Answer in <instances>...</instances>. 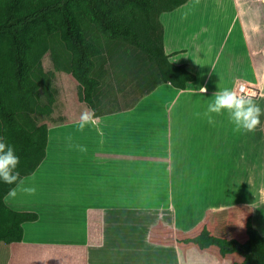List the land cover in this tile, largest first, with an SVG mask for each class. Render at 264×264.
<instances>
[{
	"label": "rangeland",
	"instance_id": "374dc122",
	"mask_svg": "<svg viewBox=\"0 0 264 264\" xmlns=\"http://www.w3.org/2000/svg\"><path fill=\"white\" fill-rule=\"evenodd\" d=\"M192 4L194 3H188L177 11L163 14L148 26H132L140 39L154 50L156 65L141 81L119 95L122 106L119 115L100 117L94 126L86 127L83 132L77 131V128L81 113L88 107L78 100L77 82L71 75L56 72L50 56L44 58L45 70L53 74V91L56 97L52 115L36 117L39 125L46 124L48 127L45 164L56 160L55 168L62 171L64 181L68 182L67 186L70 189L80 186L78 190L82 195L79 198L85 204L91 203L89 206H128V211H148L154 213L155 217L156 210L161 209L160 217L157 218L160 221L157 234L159 237L163 235L165 242H178L188 236H196L204 224L210 225L214 235L243 240L245 220L248 217L252 218L254 227L264 236V189L254 193L240 188L233 190L237 187L235 180L241 178L239 167L242 160L239 162L238 158L236 161L235 155L226 147V140L223 139L225 131L222 128L226 124L232 134L235 132L234 125L226 112L222 115L211 114L214 123L209 124L205 113L211 98L197 94L202 85L206 86L205 78L208 79L211 75L207 71L208 66L204 64L207 61L213 63V69L220 65L225 81L229 77V81L224 83L227 88L236 89L239 84H246L253 90V99L264 108V0H201L195 7ZM182 11L186 12L184 18L172 20ZM166 17L171 19L169 27L165 22ZM193 47L196 48V60L200 61V70L205 77L201 83H198L199 79L191 82L189 77L192 74L198 78L197 74L191 72L197 70L196 64L195 69L191 63H187L195 60L192 55ZM175 56L178 58L172 59ZM211 79L215 80V84L222 83L217 76ZM194 85H198L194 93L180 94V90H188ZM156 89L161 93L154 94L156 97L149 99L152 100L147 103L149 106L137 107L145 96ZM175 99L180 101L173 107L172 113L171 108L159 109L164 103ZM191 105L198 106L190 112L187 106ZM180 114L183 117L181 122ZM126 119L128 126L120 123ZM167 121L173 123L172 129L166 125ZM51 128L57 130L50 131ZM259 133L262 137L260 143L264 145V116H261ZM103 137L106 142L100 145ZM54 139L57 152L53 154ZM142 139L151 147L146 152L135 149ZM77 145L86 147L87 151L81 152ZM126 147L128 164L133 168L137 167L136 164H142L145 170H140L144 177L137 178L134 174H129L120 161ZM172 154L177 173L187 172V184L202 189L221 186L222 190L226 189L225 193L218 195L212 192V197H209L205 190H199L188 194L191 198L186 200L180 193H174L177 183H173L172 178ZM94 155L97 158L92 159L90 156ZM156 161L170 169L165 177L158 171ZM254 162V170L246 164L245 172H251L250 177H259L257 182L263 187V147L259 161L257 158ZM190 163L209 170L192 168ZM115 169L119 171L115 172ZM76 173L81 176L78 175L75 179ZM147 183L153 188L147 186ZM10 187L12 186L0 182V206ZM81 187H85L84 190ZM211 205L213 208H210ZM174 207L177 213L173 212ZM174 217L189 225L181 223L175 232L167 226ZM188 218L192 219L189 221ZM92 220L97 223L99 216L92 214ZM162 221H165V226ZM157 234H154L155 239ZM5 248V245L0 246V264L7 262ZM216 250L219 252L217 247Z\"/></svg>",
	"mask_w": 264,
	"mask_h": 264
},
{
	"label": "trees",
	"instance_id": "16d2710c",
	"mask_svg": "<svg viewBox=\"0 0 264 264\" xmlns=\"http://www.w3.org/2000/svg\"><path fill=\"white\" fill-rule=\"evenodd\" d=\"M189 1L0 0V137L19 156L21 177L34 174L47 155L48 127L36 117L51 116L56 97L44 58L50 56L56 72L72 76L79 102L96 116L119 113V95L156 65L154 50L132 26L150 24ZM34 218L0 213V244L20 241L22 225ZM244 226L243 240L214 235L204 224L178 243L199 250L215 246L224 258H243L233 264H264V236L251 217Z\"/></svg>",
	"mask_w": 264,
	"mask_h": 264
},
{
	"label": "crops",
	"instance_id": "0c3cea01",
	"mask_svg": "<svg viewBox=\"0 0 264 264\" xmlns=\"http://www.w3.org/2000/svg\"><path fill=\"white\" fill-rule=\"evenodd\" d=\"M200 1L201 0H190L188 3H194L192 4V7H195ZM185 13L186 12L183 11L180 12L172 20H181L184 18L183 16ZM165 20L168 22V24L166 23L167 26H171V19L166 17ZM145 25L148 26V24ZM198 39L199 38H197L196 41H198ZM192 55L195 60L187 61V63H191L194 68L196 64L198 71L191 69V72L198 75V83H201L205 77L200 70V61L196 60L197 52L195 47L192 49ZM177 58L178 57L175 56L172 59L176 60ZM204 64L208 66L207 71L211 75L209 77L210 79H207V77L205 78V82H207L205 83L206 86L202 85L201 87H206L208 91L204 95L200 93L197 94L204 98L210 97L212 99L213 94L219 89L222 90L227 88L225 84L229 81V77L228 80L225 81L226 77L223 76V70L219 69L220 65H217L216 68L213 69V63L205 61ZM215 76H217V78L219 77L220 80H222V83L218 82V84H215V80L211 79ZM194 86L195 87H191L188 90H180V94L194 93V90L198 85ZM158 89L152 94L145 96L142 103L140 102L141 105L137 107L149 106L147 103L152 101L149 99L156 97L153 96L154 94L161 93ZM179 101L180 100L177 101L175 99L171 102L164 103L159 109L163 110V108H171L170 113H172L173 107L177 106ZM197 106L198 105H191L186 108L191 112L196 109ZM124 111L127 112L128 109H124ZM126 114L128 116V113ZM110 115L114 116L119 114L115 113ZM179 117V121L181 122L183 117H181V114ZM126 121L122 120L120 123L123 122L124 125L128 126V120L126 119ZM104 122L106 123L107 121ZM172 124L171 121L166 122V125L170 127V129H172ZM222 129L225 131V137L222 138L226 140V147L232 151L233 155H235L236 161L238 158H240L239 162L242 160L239 167L241 178L235 180L236 182H234V184L237 187L233 190L240 188L254 193L257 192V190L264 189V184L262 187L260 183L257 182L259 177H255L254 175L250 177L249 174H251V172H245V167H247L246 164H249V168L251 167L250 169L252 171L254 170V161L257 158L259 161L261 148H264V145L260 143V139L262 138L259 133L260 126L257 129L258 132L255 131L252 133L235 131L230 134L226 124ZM171 139L173 140V144V135ZM256 140L258 143H256ZM100 141V145H104L106 142L104 137ZM55 145L56 140L54 139L53 154L57 152L55 151ZM137 148L146 152L147 149H150L151 147L142 139L135 149ZM172 151L174 152V147ZM126 152L127 147L125 153L121 154L120 161L124 163L129 174H134L137 178H141L143 176L141 173L145 170L143 165L139 164L138 166L136 164V169L129 165L127 158L125 157ZM173 154L170 160L173 161V167L171 168L172 178L173 183H177L174 193H180L184 200L190 197L188 194L199 190H205L206 193L209 194V197L212 192L218 195L225 193L226 189L222 190L220 188L221 186L219 188L202 189L187 184L188 174L185 171H179L177 173ZM90 157H92V159L97 158L95 155ZM113 160H111V162H113ZM45 161L46 159L41 163L34 174L26 176V178H28L26 180V186H34L36 188L35 195L20 193L14 200L6 203L4 201V196L7 194L6 192L2 198L0 213L7 214L10 211L28 213L36 216L32 221L23 224V237L20 241L12 242L8 245L6 243L0 244V246H6L4 250L5 252L7 250L5 256L7 262H5V264H233L235 261H243V258L238 254H231L225 258L222 257L216 250L215 246H212L207 250H199L193 246H182L178 244L177 241L165 242L163 235H161L162 237H159L157 234L158 224L160 223L157 218L159 219L160 217L159 212L161 209L156 210L157 215L155 217L154 213L148 211H128V206L92 207L89 206L91 203H83L79 198L80 195H82L78 190V187L80 186L70 189L66 184L68 183L67 180L64 181L62 171L55 168L56 160L52 161V163L48 162L46 164ZM155 165L159 168V170H157L161 173V176L165 177V173L170 172V169H166L165 165L162 163L156 161ZM190 166H192V168L207 169L203 166L192 163H190ZM116 171L119 170L115 169V172ZM137 171L140 173H137ZM128 172L126 175H128ZM244 172L247 173L248 176H246L247 174L245 175ZM78 175L79 173H76L75 179ZM70 178L74 179V177L71 176ZM150 183L153 182L151 181ZM147 186L153 188L148 183ZM81 188L84 190L85 187ZM190 204L188 206H190ZM210 208H213L212 205ZM175 211L177 213V210H175L174 207L173 212ZM190 212H192V210ZM190 212L188 213V216L191 215ZM94 213L99 216L97 223L92 220V214ZM197 214L198 212L195 213L193 217ZM181 215H183V213H181ZM256 217L257 212L254 213V222ZM192 218H188L189 221ZM194 220L195 219L193 218L192 222H194ZM161 223L165 226V221H162ZM181 223L189 225L188 222H181L180 218L176 219L174 217L171 222H168L167 226L173 228L176 232V228L180 226ZM186 232L188 231H185V233ZM154 234H157V239H155Z\"/></svg>",
	"mask_w": 264,
	"mask_h": 264
},
{
	"label": "clouds",
	"instance_id": "9594fccd",
	"mask_svg": "<svg viewBox=\"0 0 264 264\" xmlns=\"http://www.w3.org/2000/svg\"><path fill=\"white\" fill-rule=\"evenodd\" d=\"M169 83H171L169 81ZM206 87H200L198 93L204 95L207 93ZM254 95V94H253ZM227 113L234 130L237 132L244 131L247 133L255 132L261 126V116H264V108L243 90L219 89L213 94L211 102L208 104L207 112L209 124L214 123L211 114L222 115ZM100 117L95 115V110L88 108L80 115V123L77 131L83 132L86 127L94 126ZM71 140V137H69ZM72 146L71 144L69 145ZM81 152H86V147L76 146ZM20 158L16 154L14 147L0 137V182L12 186L4 196V201L14 200L18 194L35 195L34 186H26L28 178L21 177L19 171Z\"/></svg>",
	"mask_w": 264,
	"mask_h": 264
},
{
	"label": "built area",
	"instance_id": "2783aa9c",
	"mask_svg": "<svg viewBox=\"0 0 264 264\" xmlns=\"http://www.w3.org/2000/svg\"><path fill=\"white\" fill-rule=\"evenodd\" d=\"M237 91H241L243 90L245 93H247L248 95L252 96L253 90H251L248 86H246L245 84H239L237 86Z\"/></svg>",
	"mask_w": 264,
	"mask_h": 264
},
{
	"label": "bare ground",
	"instance_id": "6f19581e",
	"mask_svg": "<svg viewBox=\"0 0 264 264\" xmlns=\"http://www.w3.org/2000/svg\"><path fill=\"white\" fill-rule=\"evenodd\" d=\"M165 21H166V23L168 24L167 20H165Z\"/></svg>",
	"mask_w": 264,
	"mask_h": 264
}]
</instances>
